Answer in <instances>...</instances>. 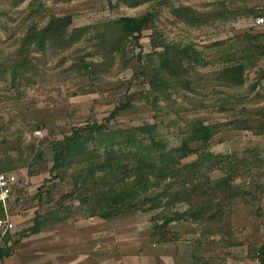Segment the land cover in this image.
<instances>
[{"label":"rangeland","instance_id":"374dc122","mask_svg":"<svg viewBox=\"0 0 264 264\" xmlns=\"http://www.w3.org/2000/svg\"><path fill=\"white\" fill-rule=\"evenodd\" d=\"M263 2L0 0V169L16 176L7 205H0V216L14 222L11 230H0V264H47L53 255L72 258L79 250L92 254L98 240L103 264H109L116 254L181 239L207 247L213 263L254 264L264 244V27L255 23ZM148 12L153 20L138 39L118 23ZM67 15V35L24 44L33 27L41 30ZM78 28L80 37L68 43ZM166 50H179L183 58L176 76L161 72ZM233 57L245 64L241 85L225 78L237 63ZM117 105L124 109L106 121ZM95 121L110 131L130 130L145 145L160 141L166 150L179 147L202 122L213 136L206 149L201 140L189 142L198 151L182 163L207 154L209 161L195 180L168 178L140 195L136 207L129 208L127 199L120 214L101 217L108 207L99 195L119 188L117 182L102 181L96 171L89 185L81 179L75 185L82 164L62 166L53 149L75 126ZM88 147L106 156V143L89 140ZM115 149L125 156L138 147ZM187 189L190 199L172 195ZM202 203L197 219L192 214ZM36 214L41 231L31 233Z\"/></svg>","mask_w":264,"mask_h":264},{"label":"trees","instance_id":"16d2710c","mask_svg":"<svg viewBox=\"0 0 264 264\" xmlns=\"http://www.w3.org/2000/svg\"><path fill=\"white\" fill-rule=\"evenodd\" d=\"M257 14H259V11ZM153 17L154 14L150 12L140 16L127 15L120 17L118 23L123 25V27L130 28L133 33H136L135 38L138 39L143 29L152 22ZM71 23L72 16L67 15L52 19L41 30H37L36 27H33L29 36L25 38L24 44L29 46L30 42L38 41L39 44L44 45V43L46 44L50 39L67 35V27ZM82 32L83 28L74 29L67 40L68 43L76 41ZM181 52L188 55V50H181ZM160 54L163 55L161 72H168L171 76L179 74V68L182 67L183 61L179 50H174V53H170L166 50L162 51ZM232 59L237 61V63L230 65V67L226 69L225 78L234 85H241L244 82L243 73L245 64L238 62V59L234 57ZM123 109V105H117L106 118V121L109 122L114 119ZM149 127V125H146L140 127V130L145 132ZM212 136L213 130L210 126L202 122L194 123L191 136L186 138L190 141L184 140L179 147L166 150V146L160 141L153 140L148 145H145L143 141H140L136 134L130 130L110 131L103 123L95 121L91 124L87 123L85 125L75 126L71 134L65 136L61 140L53 142V149L55 151V160L61 162L63 164L62 166L72 164L76 162V160L77 163H80V165L82 164L80 167L81 170L75 173V185H78L80 182L79 179L83 181L82 184L84 186L89 185L90 182L94 180L96 171L103 173L100 178L102 181L105 182L106 178L111 177L117 182L119 188L113 186L107 191L101 192L98 198L100 204L102 203L108 207V211H103L99 213V215L108 218L120 214L124 209L127 199L130 201L129 208L136 207L137 204H135V201H137L140 195L148 194L154 186H159L168 178H174L176 181L185 183L195 180L199 172L205 166V162L209 161L210 155H202V158L186 164L182 163V159L198 151V149L194 151L190 148L189 142L201 140L203 143L200 146H204L203 148L206 149ZM89 140L106 143L104 153L106 156L103 157L102 154H96L94 150H91L88 147ZM137 143L140 144L138 145ZM116 145H125L128 147L137 145L138 150H130L124 156L123 151L115 149ZM203 152L205 153V151ZM213 156L216 157L215 155ZM125 177L129 178V182L126 183L123 181ZM190 191V189L182 192L177 191L172 195L177 198L180 194H183L190 199L192 194V191ZM145 197L146 198L142 200L143 202L151 198L149 195ZM152 200H158L157 196ZM0 205L2 204L0 203ZM205 205L206 203H202L199 210L194 212L192 216L197 219L202 218ZM38 218L39 214H36L34 225L30 229L31 233H39L41 231V222ZM172 220L173 219L169 218V220L163 222V225L166 226L168 222ZM5 255L6 257L9 256V254ZM257 257L260 264H264V244L259 248ZM0 258H2V254H0Z\"/></svg>","mask_w":264,"mask_h":264},{"label":"crops","instance_id":"0c3cea01","mask_svg":"<svg viewBox=\"0 0 264 264\" xmlns=\"http://www.w3.org/2000/svg\"><path fill=\"white\" fill-rule=\"evenodd\" d=\"M96 243L99 246L95 247L93 253H86L79 250L77 257L70 258L65 252L62 256L53 255L51 261L47 264H88V260L94 259L93 264H103L100 248L101 241ZM208 242L205 241L204 244ZM200 243L193 240H167L163 244H157L150 250L138 251L122 255H115L109 258V264H216L212 260V252L208 248L202 249ZM97 261V262H96ZM224 264V263H222ZM229 264V262H227ZM254 264H260V261H255Z\"/></svg>","mask_w":264,"mask_h":264},{"label":"built area","instance_id":"2783aa9c","mask_svg":"<svg viewBox=\"0 0 264 264\" xmlns=\"http://www.w3.org/2000/svg\"><path fill=\"white\" fill-rule=\"evenodd\" d=\"M255 23L258 27H264V2L259 7V14L255 16ZM34 134L36 136L42 135L41 129H36ZM16 183V176L9 174L8 172L0 169V203L4 206L7 205L11 193L13 191V186ZM14 227L13 219L6 215L4 217L0 216V230L5 233Z\"/></svg>","mask_w":264,"mask_h":264}]
</instances>
